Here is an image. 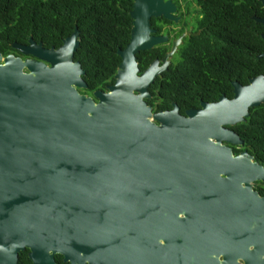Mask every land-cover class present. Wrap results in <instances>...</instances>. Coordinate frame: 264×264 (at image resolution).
<instances>
[{
  "label": "water",
  "instance_id": "1",
  "mask_svg": "<svg viewBox=\"0 0 264 264\" xmlns=\"http://www.w3.org/2000/svg\"><path fill=\"white\" fill-rule=\"evenodd\" d=\"M146 5L134 0L115 83L93 97L79 91L78 28L58 48L12 44L34 59L0 53V264L26 250L33 264H227L214 250L226 216L209 211L239 204L253 158L224 144L242 143L230 128L264 104V75L186 116L154 113L149 88L168 63L139 74L137 56L167 39L150 36Z\"/></svg>",
  "mask_w": 264,
  "mask_h": 264
},
{
  "label": "flooded vegetation",
  "instance_id": "2",
  "mask_svg": "<svg viewBox=\"0 0 264 264\" xmlns=\"http://www.w3.org/2000/svg\"><path fill=\"white\" fill-rule=\"evenodd\" d=\"M133 5L134 0L131 12L133 11ZM145 10L149 14V26L152 31L150 36L166 38L167 40L155 46L149 52L142 51L138 54L137 62L140 69L141 61L138 60V57L144 52L148 53L143 55L146 62H148V66L144 70L140 69L139 74L145 72L156 61L159 67H162L164 62L168 63L167 70L160 74L149 88L151 96L146 99V102L150 100L156 105L155 108L158 107L161 99L160 92L155 88V85L157 83L160 85L167 78V73L170 70H179L178 68L201 71L205 68L212 69L215 66H221L223 71L228 72L233 62L239 60L241 62L238 75L241 81H230L232 96L221 93L214 101H206L199 97L200 93L197 92L196 96L200 102V107L187 109L184 113H181L179 108L182 116H186V112L189 110L201 109L202 103H217L223 96L232 100L234 98L233 83L235 82L242 86L249 84L252 78H249L246 83L242 81L246 77L247 70V40L260 38L264 42V25L260 22L264 20V0H147ZM179 40H181V43L173 51L174 43ZM261 48L262 46L259 44L256 60H264V51L260 52ZM16 57H21L24 60L27 58L34 59L31 56H23L22 54ZM142 58L141 60H144ZM225 77L228 78L227 73ZM186 79L189 80L190 75ZM192 79L194 78L192 77ZM194 87L197 88V86ZM150 90L155 93L152 94ZM190 93V91H185L184 102L193 100L192 97H189ZM81 94L93 97V94ZM174 104L176 103L174 102L173 106ZM256 108L259 110L258 115L262 119L260 124L263 125L264 104ZM230 129L237 133L232 128ZM240 140L242 143L239 145L227 143L224 145L232 150L234 157L247 153L253 159L250 162L245 161L242 163L244 165L240 163L241 183L239 188L241 196L239 204L231 201L230 211H209L212 214L226 216L225 220L223 218V225L216 231L221 234L216 235L214 250L219 252L223 250L218 255L221 263L246 264L248 262L257 264L259 259L264 260V180L258 177L260 167L264 171V152L263 145H258L257 148L260 152H258V156L254 155L251 153L253 148L247 143L248 140L241 139V137ZM234 187L237 188L238 185H234ZM229 188H233V186H229ZM25 252L29 261L33 264L29 258V250L19 253L18 264H29L21 260V254ZM56 263L58 264L57 261Z\"/></svg>",
  "mask_w": 264,
  "mask_h": 264
},
{
  "label": "trees",
  "instance_id": "3",
  "mask_svg": "<svg viewBox=\"0 0 264 264\" xmlns=\"http://www.w3.org/2000/svg\"><path fill=\"white\" fill-rule=\"evenodd\" d=\"M132 4L133 0H0V53L3 56H20L12 44H28L31 37L36 43H43L45 48H58L78 28L80 47L74 60L81 63L86 72L83 79L88 85L87 89L79 91L87 95L98 90L107 91V87L115 83V74L122 62L117 52L130 43ZM259 44L262 46L260 52L264 51V42L260 38L247 40V70L242 80L245 83L249 78L264 75V60H256ZM145 54L148 53L138 57L141 70L148 66ZM240 65V60L233 62V68L231 66L228 72L223 71L221 66L201 71L187 68L170 70L167 78L160 85H155L161 99L158 107L155 108L150 100L147 103L155 113L171 110L175 102L180 112L184 113L187 109L200 107L197 92L206 101H214L221 93L232 96L230 81H241L238 77ZM188 75L189 80L186 79ZM185 91L191 92L189 97L193 100L183 101ZM258 113L257 108L251 109L246 123L232 127L241 139L248 140L253 148L251 153L257 156L260 152L258 145H263L264 152V124H260L262 119ZM21 260L31 264L26 252L21 254ZM56 261L58 264H70L64 263L60 255L56 256Z\"/></svg>",
  "mask_w": 264,
  "mask_h": 264
}]
</instances>
